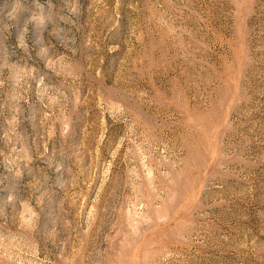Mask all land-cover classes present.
<instances>
[{
  "label": "rangeland",
  "instance_id": "1",
  "mask_svg": "<svg viewBox=\"0 0 264 264\" xmlns=\"http://www.w3.org/2000/svg\"><path fill=\"white\" fill-rule=\"evenodd\" d=\"M0 264H264V0H0Z\"/></svg>",
  "mask_w": 264,
  "mask_h": 264
}]
</instances>
